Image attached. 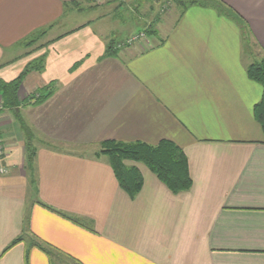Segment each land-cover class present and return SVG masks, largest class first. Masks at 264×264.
<instances>
[{
    "label": "crops",
    "instance_id": "obj_1",
    "mask_svg": "<svg viewBox=\"0 0 264 264\" xmlns=\"http://www.w3.org/2000/svg\"><path fill=\"white\" fill-rule=\"evenodd\" d=\"M89 1L0 0V79L41 62L18 101L53 90L21 109L34 135L31 171L15 118L0 111V264H264V131L254 115L263 89L243 60L250 40L264 57V0H218L228 16L179 8L146 24L144 43L112 42L115 55L111 12ZM164 140L186 155V192L139 166L131 199L95 156L105 141Z\"/></svg>",
    "mask_w": 264,
    "mask_h": 264
},
{
    "label": "trees",
    "instance_id": "obj_2",
    "mask_svg": "<svg viewBox=\"0 0 264 264\" xmlns=\"http://www.w3.org/2000/svg\"><path fill=\"white\" fill-rule=\"evenodd\" d=\"M175 3L181 11L190 6L213 5L219 12L225 15L228 10L218 0H170ZM230 10V9H229ZM238 23V21H237ZM151 33L150 31H146ZM244 35V34H243ZM107 54L115 55L112 42L107 46ZM42 63L29 64L23 73L16 79L5 82L0 79V111H8L15 118V121L24 136L25 164L27 170L33 168L36 148L34 135L22 119L21 109L35 107L46 101L53 93L52 86H45L34 91L24 101H18L17 92L24 76L32 70H41ZM248 78L259 84L263 89V96L254 107V115L257 122L264 131V57L257 63L250 64L247 68ZM101 151L95 156H105L111 167L119 187L132 199L140 193L143 186V176L139 166H144L153 174L169 191L174 194L186 192L190 189L192 181L189 175V168L186 155L183 150L170 141H160L156 145H148L140 142L122 143L105 141L101 144ZM33 186L34 181H31ZM46 209L51 208L39 203ZM52 211V210H51ZM16 240L13 244L20 242ZM36 248L49 254L41 244L35 242Z\"/></svg>",
    "mask_w": 264,
    "mask_h": 264
},
{
    "label": "rangeland",
    "instance_id": "obj_3",
    "mask_svg": "<svg viewBox=\"0 0 264 264\" xmlns=\"http://www.w3.org/2000/svg\"><path fill=\"white\" fill-rule=\"evenodd\" d=\"M91 2L92 4H90ZM88 4L91 7H99V5H101V11L111 12L107 15V20L104 21V23L107 32L111 34L109 42H118L121 45L120 49L130 46L126 41L139 34H144L142 40H148V32L146 31H151V28L148 26L146 28L147 30H145V26L155 17L156 20H161L165 15H169L171 19L174 20L180 10L179 7L170 0H92L89 1ZM144 42L145 41L138 40L136 44ZM29 44L32 45L28 48L35 51L37 48V36L29 41ZM131 45H133V43ZM249 45V50L256 55L257 49L251 40ZM252 52L247 51V54H243V60L246 65L257 63L263 58L252 55ZM101 149L100 146L97 153H99Z\"/></svg>",
    "mask_w": 264,
    "mask_h": 264
},
{
    "label": "built area",
    "instance_id": "obj_4",
    "mask_svg": "<svg viewBox=\"0 0 264 264\" xmlns=\"http://www.w3.org/2000/svg\"><path fill=\"white\" fill-rule=\"evenodd\" d=\"M141 38V39H140ZM144 38V34H139V35H136V36H134V37H132V38H130V39H128V41H126V43L127 44H136V41H138V40H141V41H145V40H142ZM120 44H118L117 46H116V48L117 49H119L120 48ZM0 110H1V107H0ZM7 154V148L1 143V141H0V157L1 156H4V155H6ZM6 173V171L3 169V168H0V174H5Z\"/></svg>",
    "mask_w": 264,
    "mask_h": 264
}]
</instances>
